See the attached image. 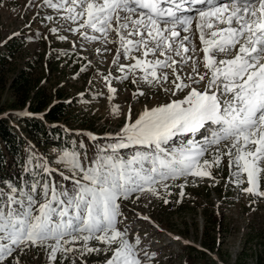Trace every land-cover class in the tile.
Listing matches in <instances>:
<instances>
[{
  "label": "snow or ice",
  "instance_id": "obj_1",
  "mask_svg": "<svg viewBox=\"0 0 264 264\" xmlns=\"http://www.w3.org/2000/svg\"><path fill=\"white\" fill-rule=\"evenodd\" d=\"M44 3L64 10L67 13L64 19L78 24L70 30L91 29L106 41L114 32L122 55L132 56L134 50L142 52L143 58L132 56L134 64H121V71L142 69L141 79L152 85L167 82L169 75L163 70L171 69L174 87L164 91L173 96L187 92L182 99L146 107L131 123L127 122L129 113L126 123L115 134L121 139L107 146L112 149L111 154L103 149L105 154H97L90 164L82 161L80 153L65 150L60 159L71 168L72 174H60L72 182L70 190L48 180L34 181L27 190L10 181L3 182L7 191L0 190V264L17 249L23 252L36 246L50 248L54 261L58 252L73 251L64 245L77 240L84 241L81 254L102 251L88 247L93 239L112 252L105 264H147L145 258L149 253L144 248L137 249L139 237L131 243L128 229L118 227V217L123 215L122 201L137 193L140 195L135 198L139 199L146 191L157 195L156 186L167 188L164 182L169 179L188 175L211 177L209 169L220 165L222 155L229 157V167L237 168L233 173L237 183H243L241 173L247 174L249 186L242 189L244 192L264 196V192L258 191V176L264 171L260 167L264 164V0H44ZM187 4L202 7L197 9L196 16L184 15L185 11H191L185 8ZM194 20L204 45V68L208 70L204 74L198 71L194 59L198 55L193 42ZM81 35L100 39L95 35L89 37L86 31H81ZM150 55L154 59H148ZM219 56L224 58L217 59ZM189 61L192 70L187 83L181 75ZM128 72L124 79L128 78ZM201 83L205 85L203 89L199 87ZM109 90L115 92L110 85ZM206 125L211 131L205 144L196 146L188 141L172 149L166 147L178 133H192ZM223 141L230 142L224 145L225 152L217 147L212 161L201 162L211 145ZM130 145L146 146V150L137 149L129 157L118 154L117 149ZM44 171L51 169L45 167Z\"/></svg>",
  "mask_w": 264,
  "mask_h": 264
},
{
  "label": "rangeland",
  "instance_id": "obj_2",
  "mask_svg": "<svg viewBox=\"0 0 264 264\" xmlns=\"http://www.w3.org/2000/svg\"><path fill=\"white\" fill-rule=\"evenodd\" d=\"M66 15L64 10L47 6L44 0H0V47L8 49L14 40L22 43L12 46V56L0 69L3 77L0 81V104L13 101L9 82L20 68L27 66L48 91L60 89L66 99L72 100L71 112L65 120L60 121L77 133L69 146L60 150L54 146L35 145V152L44 155L47 168L67 176L72 174L71 168L60 159L65 150L80 153L85 164H90L97 154H105L103 149L111 154L112 149L107 146L121 139L115 134L124 126L129 113L127 122L131 123L146 107L182 99L187 90L177 92L176 96L164 91L165 88L174 87L171 81L175 76L171 69L163 70L168 72L167 82L152 85L141 79L142 69L121 71V64H134L132 56L143 58L142 52L134 50L132 56L122 55L119 38L114 32L109 34L106 41L100 33L91 29L72 31L70 29L77 28L78 24L66 21ZM53 28L57 31H51ZM81 31H86L89 37L95 35L100 39L86 38L81 35ZM193 31V42L198 50L194 59L198 71L204 74L208 71L204 68V45L199 40L195 26ZM118 49L121 51L118 52ZM148 59L154 57L150 55ZM191 70L192 61H189L181 75V79L187 83H190L187 76ZM126 72L128 78L124 79ZM133 79L137 82L133 83ZM109 85L115 89L114 93L109 90ZM204 86L201 83L199 87ZM139 92L144 94L140 95ZM12 111L29 112L27 106H8L0 111V115ZM210 131L206 125L197 135L178 133L170 140L174 142L166 147L172 149L186 145L188 141L194 142L196 146L203 145ZM89 134L96 139L93 140ZM225 144L230 145V142L211 145L201 162L203 159L212 161L217 155V147L222 153L225 152ZM137 149L143 152L146 146L130 145L129 148L117 149V152L129 157ZM260 167L264 169V164ZM209 170L211 177L188 175L169 179L164 182L167 188L156 186L157 195L146 191L139 199L135 198L140 195L137 193L129 200L122 201L123 215L118 217V227L128 229L127 238L131 243L139 237L137 249L144 248L149 253L145 258L147 264H253L257 252L264 261V196L242 190L249 186L247 174L241 173L243 183H237V177L233 175L237 168L235 165L229 167L227 155L221 156L218 167L213 165ZM36 178L27 182V186ZM258 181V191L264 192V171L259 174ZM227 182L231 188L227 187L224 192ZM0 190L7 191L1 181ZM37 199L44 202L40 196ZM165 200L168 202L165 203ZM207 242L212 243L209 245ZM83 244V240H77L64 245L73 251L58 252L54 261L50 258L51 249L44 246L29 247L23 252L17 249L3 264H105L112 255L105 244L95 239L88 242V247L100 248L102 251H84L81 254ZM191 249L204 250L207 256H200V251L191 252ZM15 257H18V261Z\"/></svg>",
  "mask_w": 264,
  "mask_h": 264
},
{
  "label": "trees",
  "instance_id": "obj_3",
  "mask_svg": "<svg viewBox=\"0 0 264 264\" xmlns=\"http://www.w3.org/2000/svg\"><path fill=\"white\" fill-rule=\"evenodd\" d=\"M16 43L22 45L20 41L14 40L10 42L8 49L0 47V69L12 56L14 50L12 46ZM29 69H31L30 66L20 68L9 82L11 93L14 95L13 101L0 104V111L8 106L12 108L27 106L30 111V113L12 111L0 115V181H10L25 189L27 182H30L33 177H37L35 181L41 182L43 179H49L48 173L44 171L46 167L44 159L35 152L34 144L39 147L54 146L63 150L69 146L72 137L77 134L74 131H68L60 123L71 112L72 100L66 99L67 97L60 89L48 91ZM2 78L0 74V81ZM39 112H42V115H38ZM56 176L60 185L63 182L70 184V180L62 179L58 174ZM224 185V189L221 187L225 190L224 192L227 187L231 188L228 182ZM211 243L208 244L211 245ZM190 251H200V256H207L204 250L191 249ZM253 264H264L258 252Z\"/></svg>",
  "mask_w": 264,
  "mask_h": 264
},
{
  "label": "bare ground",
  "instance_id": "obj_4",
  "mask_svg": "<svg viewBox=\"0 0 264 264\" xmlns=\"http://www.w3.org/2000/svg\"><path fill=\"white\" fill-rule=\"evenodd\" d=\"M186 7H190L191 11H185L184 15H191V16H196L197 15V9H199V7L197 5H193V4H187L185 5ZM196 21H193V28L195 26ZM192 136V134H191Z\"/></svg>",
  "mask_w": 264,
  "mask_h": 264
}]
</instances>
